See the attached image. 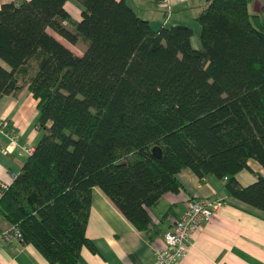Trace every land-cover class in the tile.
I'll use <instances>...</instances> for the list:
<instances>
[{
  "label": "trees",
  "instance_id": "1",
  "mask_svg": "<svg viewBox=\"0 0 264 264\" xmlns=\"http://www.w3.org/2000/svg\"><path fill=\"white\" fill-rule=\"evenodd\" d=\"M67 1L0 5V96L27 88L42 131L0 189V220L50 264H79L82 247L95 251L86 236L95 186L145 233L148 208L183 188L184 168L264 211V175L236 179L250 159L264 168V0L260 13L251 0H208L197 48L190 26L155 28L125 0H74L79 20Z\"/></svg>",
  "mask_w": 264,
  "mask_h": 264
},
{
  "label": "crops",
  "instance_id": "2",
  "mask_svg": "<svg viewBox=\"0 0 264 264\" xmlns=\"http://www.w3.org/2000/svg\"><path fill=\"white\" fill-rule=\"evenodd\" d=\"M13 0H0L2 3ZM144 19L161 25L184 24L192 28L191 43L199 33L195 18L208 0H168V8L160 0H125ZM262 0H251L248 9L260 13ZM65 9L74 20L80 19L81 9L71 1ZM165 12H167L165 14ZM264 23V13H261ZM161 20V21H160ZM158 26V27H159ZM157 28V27H155ZM52 35L74 53L82 51L57 33ZM83 46V44H82ZM0 63L5 65L2 60ZM40 109L32 93L23 88L17 96H0V116L7 118L17 133L19 145L35 147L42 135L38 128ZM7 143L0 137V189L10 185L12 174H17L28 155L15 148L3 154L1 148ZM249 169L241 170L236 179L246 186L252 183L255 174L264 175V168L255 160L248 161ZM183 188L162 195L156 205L148 208L151 218L149 233L138 230L97 186L92 189L90 214L86 236L93 242L95 251L87 247L80 250L79 264H156V250L163 245V234L185 210L190 198L222 197L210 222L197 231L185 256L175 264H264V211L228 195L224 180L206 174L201 179L191 169L184 168L177 175ZM6 224L0 220V230ZM0 264H50L31 243L13 241L0 248Z\"/></svg>",
  "mask_w": 264,
  "mask_h": 264
},
{
  "label": "built area",
  "instance_id": "3",
  "mask_svg": "<svg viewBox=\"0 0 264 264\" xmlns=\"http://www.w3.org/2000/svg\"><path fill=\"white\" fill-rule=\"evenodd\" d=\"M164 7L168 0H160ZM0 137H5L7 143L1 148L3 154L12 153L19 147L21 151L30 155L33 147L19 145L17 133L10 121L0 116ZM16 174H12L14 178ZM224 202L222 197L190 198L186 201L184 212L174 220L171 228L163 234V245L156 250V264H175L181 260L191 247L194 234L204 224L211 221L218 207ZM22 241V234L14 224H8L0 230V248L4 243Z\"/></svg>",
  "mask_w": 264,
  "mask_h": 264
},
{
  "label": "rangeland",
  "instance_id": "4",
  "mask_svg": "<svg viewBox=\"0 0 264 264\" xmlns=\"http://www.w3.org/2000/svg\"><path fill=\"white\" fill-rule=\"evenodd\" d=\"M69 1H71V2L74 3V4H76V5L78 6V8L81 9V6L79 5V3H77V2L74 1V0H69ZM160 21H161V20H160ZM194 23H195V26H197V27H195V29L197 30V28H199V24H198L196 21H195ZM153 25H154L155 27H158V26H159V24H157V22H153ZM197 35H198V34H196V36H195V38H194V40H195L194 45H196V47L199 46V44H198V39H197ZM83 47H84V45L82 46V44H78V45L75 47V49H76L75 51H76L77 53H80V52H78L77 50L82 51ZM81 54H82V53H81Z\"/></svg>",
  "mask_w": 264,
  "mask_h": 264
},
{
  "label": "water",
  "instance_id": "5",
  "mask_svg": "<svg viewBox=\"0 0 264 264\" xmlns=\"http://www.w3.org/2000/svg\"><path fill=\"white\" fill-rule=\"evenodd\" d=\"M154 153H155V155H159L160 154V150L159 149H155Z\"/></svg>",
  "mask_w": 264,
  "mask_h": 264
}]
</instances>
